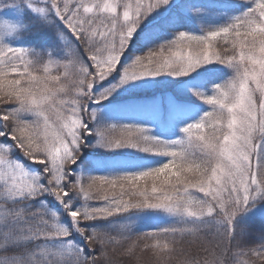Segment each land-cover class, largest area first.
Masks as SVG:
<instances>
[{
	"label": "snow or ice",
	"instance_id": "6c2138e0",
	"mask_svg": "<svg viewBox=\"0 0 264 264\" xmlns=\"http://www.w3.org/2000/svg\"><path fill=\"white\" fill-rule=\"evenodd\" d=\"M6 10L0 264H264V0Z\"/></svg>",
	"mask_w": 264,
	"mask_h": 264
},
{
	"label": "trees",
	"instance_id": "16d2710c",
	"mask_svg": "<svg viewBox=\"0 0 264 264\" xmlns=\"http://www.w3.org/2000/svg\"><path fill=\"white\" fill-rule=\"evenodd\" d=\"M187 2L189 4H192V5H198V4H202V3H208V2H211V0H187ZM236 3H240V2H247V0H235ZM26 19H28L29 21L31 20L30 17H27ZM202 25H201V22L199 21V18L195 16V13H193V20L191 22H188V27L186 29H181V30H192V31H198L199 29H201ZM203 27H207V25H203ZM150 47H154V45H151ZM218 47L220 48L221 50V53L223 54V49H224V45L222 43H220L218 45ZM137 52V54H146L147 53V49H143V51H140L136 48L135 50ZM173 223L172 222H158V221H155L153 222L151 225L149 226H145V227H142L140 229L137 230V234L136 236H139L142 232L144 231H152L154 230V228L156 227H168V226H171ZM261 230V225L259 224V222L256 223L255 227H254V233L255 234H258ZM136 236L133 237V239H136ZM139 244H140V247L142 249L143 247V244L144 243H148V244H153L155 243V241L153 240H150V239H140L139 241ZM161 242L163 243V238L161 239ZM184 248L188 249L189 252H193L195 251V253L200 257V258H210L208 256L207 253L203 252L201 249H192V247L185 243ZM119 251V249H117V252ZM219 251V250H217ZM140 252H142L140 249L137 250V255L139 256V259H140V264H156V262H153L152 261H147V260H141L140 258ZM229 256H231V254H229ZM116 259L119 261L121 258L117 255L116 256ZM180 259H183V255L182 253L180 252L179 250V246H178V251L176 254H174V257H173V260L171 262V264H178V261ZM242 259H247V260H251L254 262V264H259V260L255 257H248V256H245V257H242Z\"/></svg>",
	"mask_w": 264,
	"mask_h": 264
},
{
	"label": "rangeland",
	"instance_id": "374dc122",
	"mask_svg": "<svg viewBox=\"0 0 264 264\" xmlns=\"http://www.w3.org/2000/svg\"><path fill=\"white\" fill-rule=\"evenodd\" d=\"M12 15H13V13L10 10H6L4 13H0V16L11 17ZM135 50H136V48L133 49V54H137V52ZM122 62H123V58H122ZM61 71H63V69H61ZM68 71L71 73L72 69L69 68ZM113 135H119V131L113 133ZM158 222H172V220H170V219H161ZM140 258H141V260L143 259V260H147V261H150V262L152 261V263L156 262V260L153 257L151 251H142V252H140Z\"/></svg>",
	"mask_w": 264,
	"mask_h": 264
}]
</instances>
